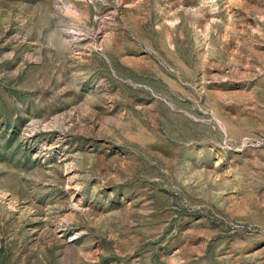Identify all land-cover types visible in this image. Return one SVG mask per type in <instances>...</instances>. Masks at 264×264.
I'll use <instances>...</instances> for the list:
<instances>
[{"label": "rangeland", "instance_id": "obj_1", "mask_svg": "<svg viewBox=\"0 0 264 264\" xmlns=\"http://www.w3.org/2000/svg\"><path fill=\"white\" fill-rule=\"evenodd\" d=\"M0 264H264V0H0Z\"/></svg>", "mask_w": 264, "mask_h": 264}]
</instances>
